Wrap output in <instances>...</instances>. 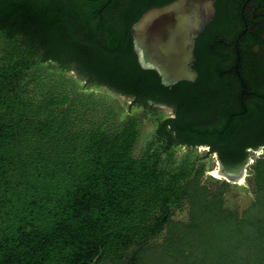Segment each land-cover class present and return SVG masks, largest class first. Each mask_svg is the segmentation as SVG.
<instances>
[{"label":"trees","instance_id":"1","mask_svg":"<svg viewBox=\"0 0 264 264\" xmlns=\"http://www.w3.org/2000/svg\"><path fill=\"white\" fill-rule=\"evenodd\" d=\"M168 1L0 0V264H264V151L241 210L225 204L230 182L202 179L193 150L176 154L206 145L223 170L246 165L264 145V80L232 91L206 33L194 81L164 84L143 68L131 25ZM51 68L151 115L143 150L135 110Z\"/></svg>","mask_w":264,"mask_h":264},{"label":"water","instance_id":"2","mask_svg":"<svg viewBox=\"0 0 264 264\" xmlns=\"http://www.w3.org/2000/svg\"><path fill=\"white\" fill-rule=\"evenodd\" d=\"M213 1L170 0L145 9L131 25L133 50L140 65L155 69L164 84L194 81L195 39L213 16ZM244 168L221 171L233 179Z\"/></svg>","mask_w":264,"mask_h":264},{"label":"flooded vegetation","instance_id":"3","mask_svg":"<svg viewBox=\"0 0 264 264\" xmlns=\"http://www.w3.org/2000/svg\"><path fill=\"white\" fill-rule=\"evenodd\" d=\"M213 6L212 18L196 39L209 34L206 49L215 55L226 84L247 93L264 80V0H214Z\"/></svg>","mask_w":264,"mask_h":264},{"label":"rangeland","instance_id":"4","mask_svg":"<svg viewBox=\"0 0 264 264\" xmlns=\"http://www.w3.org/2000/svg\"><path fill=\"white\" fill-rule=\"evenodd\" d=\"M51 73H55L56 76L61 78L62 80H68L67 86L68 84H70V81H74L76 79L78 81V85H76V87L80 86L81 88H83V90H85V88L88 87V89L94 92L102 93L108 99H112L114 101V106L118 108L119 112H125L127 114L130 111L135 110L137 115L140 116L141 121L139 124L140 133L135 143L134 153L139 154L143 150L146 141L150 138L151 132L153 131L154 124H153V119L149 118L151 115L147 116L146 114L147 112L143 110L142 107L131 105L130 98L122 94H118L115 91L108 89L104 85L89 84V86H87L88 84L86 83V80L79 78L74 69H68L62 73H57L55 72L54 68H51ZM159 107L160 109H162L164 114L166 115L171 114L170 107L166 105H160ZM190 150H193L194 153L199 156V161L201 162L204 161L206 163V167L202 179H204L207 175H210L219 180L224 179L230 182V184L228 185L227 188H225L224 191V200L226 205L231 207H236L237 209L241 210L245 208L252 201L253 192L247 181L249 165L252 163L253 159L256 156H258L261 152L264 151V145L257 148L256 150H253V152L250 151L249 158L245 165L244 171L242 172L240 181L238 180L236 181L235 180L236 178L232 179L223 176H217L215 174L214 172L215 170L221 171L222 165L218 160V156L216 152H211L206 155V153L209 150L206 145H197L195 148L186 147L182 145L176 151V154H181L183 152ZM237 179H239V177ZM185 215H186V209L184 208L183 210H176L175 213L173 214V218H183Z\"/></svg>","mask_w":264,"mask_h":264},{"label":"bare ground","instance_id":"5","mask_svg":"<svg viewBox=\"0 0 264 264\" xmlns=\"http://www.w3.org/2000/svg\"><path fill=\"white\" fill-rule=\"evenodd\" d=\"M215 172V174L217 175V176H223V177H226V175L222 172V171H219V170H215L214 171ZM243 172V171H242ZM241 176H242V173L240 174V176H239V179H237L238 177H236V181L238 180V181H240L241 180Z\"/></svg>","mask_w":264,"mask_h":264}]
</instances>
